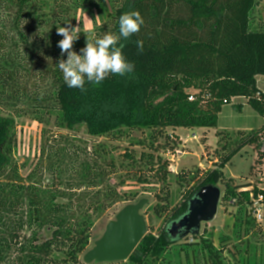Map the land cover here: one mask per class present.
<instances>
[{
  "label": "trees",
  "instance_id": "1",
  "mask_svg": "<svg viewBox=\"0 0 264 264\" xmlns=\"http://www.w3.org/2000/svg\"><path fill=\"white\" fill-rule=\"evenodd\" d=\"M89 1L0 0V264H85L93 218L121 202L139 201L138 193L120 192L119 187L129 174L138 183L149 182L145 172L162 184L152 209L157 217L167 214V224L157 233L148 232L127 261L109 264H161L180 238L193 237L185 243L199 244L200 230L175 239L169 227L188 213L190 200L206 185L222 183L225 210L233 205L243 213L242 218L228 219L232 227L241 218L244 231L264 235L252 208L253 197L264 196V188L252 180L237 184L223 171L243 147L253 145L258 156L252 171L258 173L264 165V125L232 147L225 145L216 166L201 173L191 189L182 190L183 202L172 208L170 163L152 152L136 157L127 149L118 164L115 147L109 145L111 139H128L132 148L147 147L151 139L150 148L159 152L158 133L178 127L217 128L223 106L235 97L247 98L264 116V92L257 85V76L264 75V27L252 25L258 0H125L99 28L98 37L118 33L119 17L139 11L145 23L139 33L121 41L135 71L130 76L110 74L95 87L86 82L87 91L81 92L67 87L58 68L67 54L61 56L57 26H66ZM137 40L144 41L142 53ZM20 116L39 124H49L54 116L70 130L85 125L89 135L101 140L91 149L67 137L60 145L50 141L41 149L39 162L23 175L15 157V117ZM171 139L168 151H175L181 139ZM114 175L119 183L112 182ZM197 176L186 179L178 173L177 179L183 187ZM247 187L251 191H242ZM201 239L210 264H226L215 244Z\"/></svg>",
  "mask_w": 264,
  "mask_h": 264
},
{
  "label": "rangeland",
  "instance_id": "2",
  "mask_svg": "<svg viewBox=\"0 0 264 264\" xmlns=\"http://www.w3.org/2000/svg\"><path fill=\"white\" fill-rule=\"evenodd\" d=\"M125 0H91L84 7L79 8L72 16L70 24L73 27H80L81 33L79 39L74 43L73 50L85 47L86 36H91L94 31L98 37L99 28L105 22L113 19L114 12ZM134 1V0H131ZM252 25L253 28L264 27V0H258V4L253 12ZM257 85L264 92V75L257 76ZM16 128L18 133V144L15 150V157L21 165V173L27 175L28 172L34 168L39 162L40 151L43 147L51 143L56 145L62 144L67 137L72 139L75 143H88L91 149L92 145L100 141V138L92 137L88 134L85 125H79L74 129L62 127L56 123L54 116L51 117L49 124H39L30 116L15 117ZM264 125V116L254 110L248 103L245 97H235L230 103L225 104L218 117L217 128H185L178 127L176 129L167 128L162 133L157 134L155 144L161 147L159 152H155L150 148L151 139H147V147L135 146L132 148L129 140H110V147H115L113 154L118 158V164L122 160V155L128 149H133L136 157L142 151L147 153H154L160 155L164 160L166 159L171 171L168 182L172 196L170 207L180 204L184 200L181 197L182 190H188L198 182V177L210 167H215L220 157L225 153L223 147H232L244 135L249 134L253 129L257 130ZM170 135V136H169ZM171 135L180 138L178 147L175 151H168L171 148ZM136 138H147V135L141 133H134ZM168 137L169 141L167 140ZM50 143V145H51ZM155 146V145H154ZM181 151L183 153H179ZM258 156V149L253 145H247L238 152L224 168V174L227 178H233L237 184H247L253 182L260 188H264V165L253 173L252 166ZM262 173H260V172ZM149 182L141 183L129 174L127 182L124 186H120V192H132L137 194V198H148L150 201L142 210V213L147 219L148 232L157 233L162 227L167 224V214L163 217H157L152 206L157 203V193H161L162 184H160L155 177L145 172ZM188 179L190 176L198 175L195 179L185 181L184 186L179 183L177 174ZM113 183L121 181L119 175L111 177ZM220 189V201L218 204L217 213L213 220L202 222L200 227L201 235L199 244L189 245L185 242L193 237L180 238L178 244L172 246L165 254L161 264H210L207 249L204 247V240L202 237L213 242L215 247L220 250V257L223 258L226 264H264V235H259L255 232H246L243 230L241 218L242 212H237L232 205L225 206L222 202L225 187L222 183L218 185ZM242 191H251L252 188H245ZM133 203V202H131ZM125 205L121 202L112 206L103 215L95 216L93 218L92 236L86 251L94 246L105 232L109 221L115 219V215ZM233 211V212H231ZM261 223L260 226L264 228V204L261 207ZM241 217L240 220L235 221V226L232 227V222ZM255 218V214H253ZM255 220V219H254ZM232 227V228H231ZM226 239V240H224ZM233 249L229 251L227 246ZM225 247V249H223ZM86 264V263H85ZM95 264V263H91ZM109 264V263H100Z\"/></svg>",
  "mask_w": 264,
  "mask_h": 264
},
{
  "label": "clouds",
  "instance_id": "3",
  "mask_svg": "<svg viewBox=\"0 0 264 264\" xmlns=\"http://www.w3.org/2000/svg\"><path fill=\"white\" fill-rule=\"evenodd\" d=\"M118 33H105L97 37L92 32L86 36L85 47L78 54L73 50L74 43L79 39L80 27H73L70 22L66 26H57V35L62 36L58 41L61 56L67 54V59H60L58 68L62 72L63 80L67 87L77 88L86 92L85 83L99 86L110 74L131 75L135 71L134 63L128 61L124 55L125 44L121 41L128 40L134 34L139 33L145 23L139 11L133 10L119 17ZM136 47L139 52L144 50V41L137 40Z\"/></svg>",
  "mask_w": 264,
  "mask_h": 264
},
{
  "label": "water",
  "instance_id": "4",
  "mask_svg": "<svg viewBox=\"0 0 264 264\" xmlns=\"http://www.w3.org/2000/svg\"><path fill=\"white\" fill-rule=\"evenodd\" d=\"M220 195V189L215 184L201 187L196 197L190 200L188 213L169 227L171 237L176 239L192 229L200 230L202 222L213 220L217 213ZM149 201L148 198L143 197L120 209L115 219L108 222L103 235L83 255L84 263L127 261L148 233L147 219L142 210Z\"/></svg>",
  "mask_w": 264,
  "mask_h": 264
},
{
  "label": "built area",
  "instance_id": "5",
  "mask_svg": "<svg viewBox=\"0 0 264 264\" xmlns=\"http://www.w3.org/2000/svg\"><path fill=\"white\" fill-rule=\"evenodd\" d=\"M193 94L189 97V100H193ZM179 153H183L181 151H178V154ZM248 188H252V187H248ZM242 190H246L245 188H243ZM251 196H253L251 194ZM253 205H252V208L254 210V213H255V216H256V219L258 222H261V218H262V215H261V207L263 206L264 204V196L263 194H259L257 197H253Z\"/></svg>",
  "mask_w": 264,
  "mask_h": 264
}]
</instances>
